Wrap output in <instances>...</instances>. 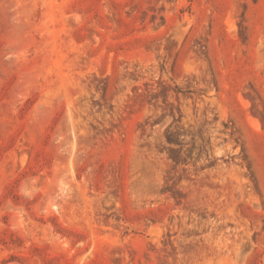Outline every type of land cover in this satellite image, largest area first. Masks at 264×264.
<instances>
[{
  "label": "rangeland",
  "instance_id": "obj_1",
  "mask_svg": "<svg viewBox=\"0 0 264 264\" xmlns=\"http://www.w3.org/2000/svg\"><path fill=\"white\" fill-rule=\"evenodd\" d=\"M0 264H264V0H0Z\"/></svg>",
  "mask_w": 264,
  "mask_h": 264
}]
</instances>
